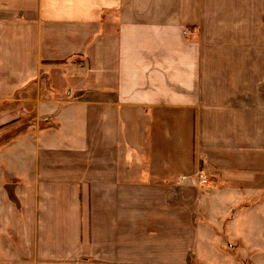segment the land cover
<instances>
[{
  "label": "crops",
  "instance_id": "0c3cea01",
  "mask_svg": "<svg viewBox=\"0 0 264 264\" xmlns=\"http://www.w3.org/2000/svg\"><path fill=\"white\" fill-rule=\"evenodd\" d=\"M261 230L264 0H0V264H264Z\"/></svg>",
  "mask_w": 264,
  "mask_h": 264
},
{
  "label": "rangeland",
  "instance_id": "374dc122",
  "mask_svg": "<svg viewBox=\"0 0 264 264\" xmlns=\"http://www.w3.org/2000/svg\"><path fill=\"white\" fill-rule=\"evenodd\" d=\"M211 186V185H210ZM215 194H216V192L214 191V189L213 190H211L210 191V193H208V194H204L205 195V197L207 198V199H209L210 201H215V202H218L219 201V199H217V197L215 196ZM243 200L242 199H239V198H234V197H231V198H227V200H226V207H225V209H221V211H222V213L221 214H223V216H224V219H225V221L229 218V217H231V215H233L234 214V212H233V210H231L230 212L228 211V208L229 207H232V208H234V210L235 211H237V210H239V209H242V206H243ZM252 216H251V218L249 219V220H247V222L246 223H252ZM227 222V221H226ZM225 222V223H226ZM236 229V232H237V234L240 236V237H243V238H246V237H250L251 236V233L253 232V225L252 226H250L248 229V232L246 233V235H244V233H242V230L241 229H239V226L237 225L235 228H234V230ZM221 234L222 235H225L224 237H225V241H223V239H222V236H217V237H215V239H213V241H210L211 242V245H213V246H215L216 244H218V245H221V246H219V247H223V248H225V247H227V245L229 244V243H235V241H234V239L233 238H228V236L226 235V234H224V229L223 230H221ZM260 234L261 235H264L263 234V232H262V230L260 231ZM204 246H206V247H208L209 246V244L208 243H204ZM223 248H220L221 249V251H220V253H223ZM234 249H232L230 252H227V254L228 253H230L231 255H234L235 253H237L236 251H233ZM80 264H88V263H80Z\"/></svg>",
  "mask_w": 264,
  "mask_h": 264
},
{
  "label": "built area",
  "instance_id": "2783aa9c",
  "mask_svg": "<svg viewBox=\"0 0 264 264\" xmlns=\"http://www.w3.org/2000/svg\"><path fill=\"white\" fill-rule=\"evenodd\" d=\"M194 176H196L198 183L200 184L201 187H203V188L209 187L211 181H210L209 177L206 175L204 170L197 171ZM191 178H192L191 176H189V177L182 176L181 181H186V180L191 179Z\"/></svg>",
  "mask_w": 264,
  "mask_h": 264
}]
</instances>
